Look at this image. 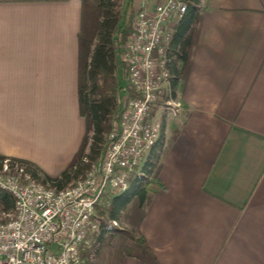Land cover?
<instances>
[{
  "label": "crops",
  "instance_id": "1",
  "mask_svg": "<svg viewBox=\"0 0 264 264\" xmlns=\"http://www.w3.org/2000/svg\"><path fill=\"white\" fill-rule=\"evenodd\" d=\"M198 11L185 85L172 98L168 79L150 113L160 135L137 171L161 153L160 188L139 231L159 264H264V0ZM80 19V0H0V155L50 177L85 132ZM168 101L180 108L165 115Z\"/></svg>",
  "mask_w": 264,
  "mask_h": 264
},
{
  "label": "built area",
  "instance_id": "2",
  "mask_svg": "<svg viewBox=\"0 0 264 264\" xmlns=\"http://www.w3.org/2000/svg\"><path fill=\"white\" fill-rule=\"evenodd\" d=\"M133 31L122 48L125 88L118 129L109 134L102 159L61 190L36 181L20 164L0 161V190L14 200L7 221H0V264H85L99 227L97 207L125 193L146 152L158 141L160 124L150 118L153 104L169 78L166 48L186 5L181 0L137 3ZM128 90L133 95L128 96ZM168 101L164 114L177 112ZM117 227L113 221L105 230Z\"/></svg>",
  "mask_w": 264,
  "mask_h": 264
},
{
  "label": "trees",
  "instance_id": "3",
  "mask_svg": "<svg viewBox=\"0 0 264 264\" xmlns=\"http://www.w3.org/2000/svg\"><path fill=\"white\" fill-rule=\"evenodd\" d=\"M185 13L173 27L171 40L166 48V66L169 72L171 97L175 89H182L188 76L190 52L196 40L200 22L198 6L201 0H181ZM81 19L78 33V107L84 120L85 132L78 151L69 165L58 176L50 177L35 164L0 155V161L22 165L36 181L61 190L81 178L92 164L98 163L109 142V134L118 129V115L125 88V65L120 55L133 31L138 12L137 0H80ZM128 90V96H132ZM161 153L155 152L145 161L139 178L129 181L128 190L108 199L106 207H97L95 215L99 227L93 234L89 249L82 253L86 264H98L96 260L104 247L110 246L118 237L127 243L123 256H131L143 264H159L152 250L139 231L151 196L160 188L157 181L161 169ZM14 200L0 190V214H11ZM9 218L0 220L7 221ZM113 221L129 228L113 227L105 230ZM93 260V261H92ZM99 260V259H98ZM94 262V263H93ZM103 264V261L100 262ZM105 264V263H104Z\"/></svg>",
  "mask_w": 264,
  "mask_h": 264
},
{
  "label": "rangeland",
  "instance_id": "4",
  "mask_svg": "<svg viewBox=\"0 0 264 264\" xmlns=\"http://www.w3.org/2000/svg\"><path fill=\"white\" fill-rule=\"evenodd\" d=\"M140 0H137V3ZM148 5L153 4L155 0H146ZM8 214H0V220L4 218H9ZM119 228H129V224L126 221H123L122 224H117ZM122 243H127V239L124 237H118L110 246H106L100 253V257L96 260L98 264L103 261V264H117L122 254L125 252V248ZM93 261V260H92ZM86 262V261H85ZM94 263V262H93Z\"/></svg>",
  "mask_w": 264,
  "mask_h": 264
}]
</instances>
